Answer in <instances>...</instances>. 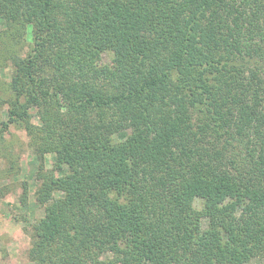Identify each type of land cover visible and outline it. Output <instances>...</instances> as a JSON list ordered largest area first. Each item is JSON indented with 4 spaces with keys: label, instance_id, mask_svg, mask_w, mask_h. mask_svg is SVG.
<instances>
[{
    "label": "trees",
    "instance_id": "trees-1",
    "mask_svg": "<svg viewBox=\"0 0 264 264\" xmlns=\"http://www.w3.org/2000/svg\"><path fill=\"white\" fill-rule=\"evenodd\" d=\"M0 19L8 121L49 96L80 111L58 119L34 261L264 264V0H0Z\"/></svg>",
    "mask_w": 264,
    "mask_h": 264
},
{
    "label": "rangeland",
    "instance_id": "rangeland-1",
    "mask_svg": "<svg viewBox=\"0 0 264 264\" xmlns=\"http://www.w3.org/2000/svg\"><path fill=\"white\" fill-rule=\"evenodd\" d=\"M5 27L0 19V264H38L32 259L30 250L33 244L31 227L45 215V204L39 201L40 190L43 189L44 181L51 178L50 173L58 176L64 172V168H57L58 119L63 117L62 120L67 122L71 115H79L80 111H68V98L60 95L56 98L57 104L52 106L56 100L51 95L49 98L52 99L46 105L48 108L42 113L33 108L27 122L8 121V100L12 97L8 83L13 71L8 49L15 40L7 36L10 32L14 33V28L10 30ZM26 29L25 40H30V26ZM26 50L24 48L23 51ZM103 60H108L106 54ZM77 77L79 81L86 79L80 73ZM61 80L76 81L73 75ZM58 102L64 105L57 107ZM95 113L86 111L85 114ZM52 194L58 197L63 195L58 190ZM206 225L207 220L202 219L201 228ZM127 235L130 236L129 232ZM101 258H111V254L105 252ZM242 264H262V259L252 257Z\"/></svg>",
    "mask_w": 264,
    "mask_h": 264
}]
</instances>
